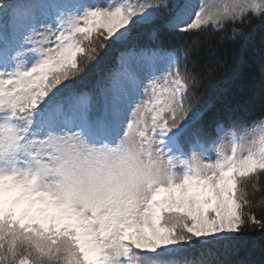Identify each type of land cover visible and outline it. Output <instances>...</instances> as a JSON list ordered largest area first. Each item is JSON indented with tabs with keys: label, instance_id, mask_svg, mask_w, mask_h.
<instances>
[{
	"label": "snow or ice",
	"instance_id": "obj_1",
	"mask_svg": "<svg viewBox=\"0 0 264 264\" xmlns=\"http://www.w3.org/2000/svg\"><path fill=\"white\" fill-rule=\"evenodd\" d=\"M253 20L264 0H0V264H264V110L197 95L200 36Z\"/></svg>",
	"mask_w": 264,
	"mask_h": 264
},
{
	"label": "trees",
	"instance_id": "obj_2",
	"mask_svg": "<svg viewBox=\"0 0 264 264\" xmlns=\"http://www.w3.org/2000/svg\"><path fill=\"white\" fill-rule=\"evenodd\" d=\"M249 35L247 42L237 40L233 42L228 38L231 26L225 32L212 33L211 31L200 36V56L203 63L208 60L213 71L210 78L202 81L197 95L204 101L214 99V89L225 84L232 85L231 99L236 107V116L243 120L258 119L264 104V28L259 26V21L253 20L244 27ZM177 43H183V38L178 37ZM214 53V55H210ZM103 56V53L101 54ZM251 192V189L249 190ZM264 198V182L261 190L252 197L258 206L253 212L260 218L264 216V208L260 207ZM254 237L257 247L249 257L254 260L261 259L264 239L258 231L247 233ZM242 251L240 256H245ZM237 259L238 257H231Z\"/></svg>",
	"mask_w": 264,
	"mask_h": 264
}]
</instances>
